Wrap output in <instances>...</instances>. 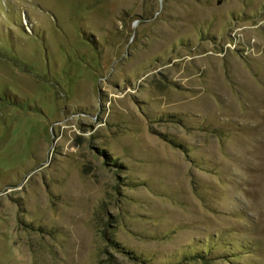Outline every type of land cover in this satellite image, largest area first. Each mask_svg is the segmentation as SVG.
I'll return each mask as SVG.
<instances>
[{"label":"rangeland","instance_id":"1","mask_svg":"<svg viewBox=\"0 0 264 264\" xmlns=\"http://www.w3.org/2000/svg\"><path fill=\"white\" fill-rule=\"evenodd\" d=\"M185 262L264 264V0H0V264Z\"/></svg>","mask_w":264,"mask_h":264},{"label":"trees","instance_id":"2","mask_svg":"<svg viewBox=\"0 0 264 264\" xmlns=\"http://www.w3.org/2000/svg\"><path fill=\"white\" fill-rule=\"evenodd\" d=\"M176 146V145H175ZM178 147V146H177ZM130 255H133L132 253H130ZM192 260H194V261H203V262H208L204 257H202V256H200V255H198V256H194V257H192L191 259H187V262L189 261H192ZM187 262H185V264H187Z\"/></svg>","mask_w":264,"mask_h":264}]
</instances>
